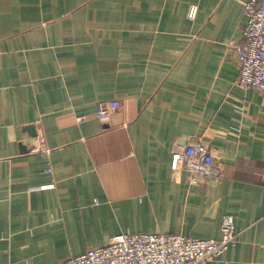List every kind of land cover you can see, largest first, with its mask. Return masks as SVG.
Returning a JSON list of instances; mask_svg holds the SVG:
<instances>
[{"label": "crops", "instance_id": "1", "mask_svg": "<svg viewBox=\"0 0 264 264\" xmlns=\"http://www.w3.org/2000/svg\"><path fill=\"white\" fill-rule=\"evenodd\" d=\"M247 1L0 0V264H59L120 233L219 238L225 214L239 243L206 264H264V93L238 84L229 45ZM199 141L223 174L192 184L182 150Z\"/></svg>", "mask_w": 264, "mask_h": 264}, {"label": "built area", "instance_id": "2", "mask_svg": "<svg viewBox=\"0 0 264 264\" xmlns=\"http://www.w3.org/2000/svg\"><path fill=\"white\" fill-rule=\"evenodd\" d=\"M245 14L248 21L244 27V44L238 45L234 39L229 41L240 57L237 82L241 87L264 93V0H248ZM196 15L197 7L192 6L188 17L194 19ZM121 106V101L117 99L103 101L97 107V116L107 121ZM84 119L85 116L78 117V121ZM32 151L48 159L52 148L43 134L37 136ZM182 154L180 170L187 174L192 184L222 176L223 167L217 159L215 147L200 141L189 142L183 147ZM46 169L48 172L53 170L49 159ZM238 243L236 216L225 214L219 238L206 239L164 232L120 233L104 245L69 257L59 264H206L220 258Z\"/></svg>", "mask_w": 264, "mask_h": 264}, {"label": "water", "instance_id": "3", "mask_svg": "<svg viewBox=\"0 0 264 264\" xmlns=\"http://www.w3.org/2000/svg\"><path fill=\"white\" fill-rule=\"evenodd\" d=\"M31 129H32V125L31 126H29Z\"/></svg>", "mask_w": 264, "mask_h": 264}]
</instances>
